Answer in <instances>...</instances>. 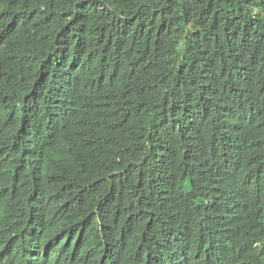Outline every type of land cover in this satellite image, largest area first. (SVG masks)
<instances>
[{
	"label": "trees",
	"instance_id": "16d2710c",
	"mask_svg": "<svg viewBox=\"0 0 264 264\" xmlns=\"http://www.w3.org/2000/svg\"><path fill=\"white\" fill-rule=\"evenodd\" d=\"M0 264H264V0H0Z\"/></svg>",
	"mask_w": 264,
	"mask_h": 264
}]
</instances>
